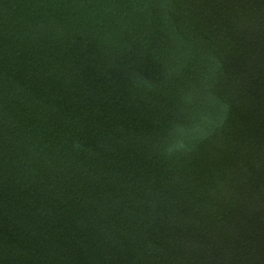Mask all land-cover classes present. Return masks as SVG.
I'll use <instances>...</instances> for the list:
<instances>
[{"label":"water","instance_id":"obj_1","mask_svg":"<svg viewBox=\"0 0 264 264\" xmlns=\"http://www.w3.org/2000/svg\"><path fill=\"white\" fill-rule=\"evenodd\" d=\"M0 264H264V0H0Z\"/></svg>","mask_w":264,"mask_h":264}]
</instances>
